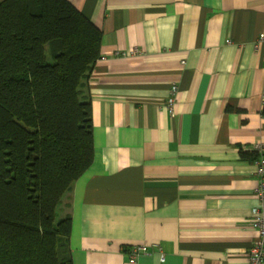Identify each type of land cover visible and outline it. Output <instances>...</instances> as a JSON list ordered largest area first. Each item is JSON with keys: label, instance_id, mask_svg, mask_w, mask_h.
I'll return each mask as SVG.
<instances>
[{"label": "crops", "instance_id": "obj_1", "mask_svg": "<svg viewBox=\"0 0 264 264\" xmlns=\"http://www.w3.org/2000/svg\"><path fill=\"white\" fill-rule=\"evenodd\" d=\"M69 1L103 33L83 88L94 161L59 208L74 264H131L135 245V264H249L264 0Z\"/></svg>", "mask_w": 264, "mask_h": 264}, {"label": "trees", "instance_id": "obj_2", "mask_svg": "<svg viewBox=\"0 0 264 264\" xmlns=\"http://www.w3.org/2000/svg\"><path fill=\"white\" fill-rule=\"evenodd\" d=\"M102 38L69 0L0 3V264H74L59 208L94 161Z\"/></svg>", "mask_w": 264, "mask_h": 264}, {"label": "built area", "instance_id": "obj_3", "mask_svg": "<svg viewBox=\"0 0 264 264\" xmlns=\"http://www.w3.org/2000/svg\"><path fill=\"white\" fill-rule=\"evenodd\" d=\"M260 42H264V30L259 37ZM177 86L173 85L171 89V95L167 99L166 106L169 111L173 112V107L176 101ZM251 149L258 152L259 158L256 160L257 175L259 177V185L256 189V194L259 199L258 205L252 209L251 223L258 231V238L254 241L253 247L249 256V264H263L264 263V144L256 143ZM161 253V260H165V253L162 248L159 247ZM129 263L135 264L140 256L150 253L149 246L147 245H135L129 249Z\"/></svg>", "mask_w": 264, "mask_h": 264}]
</instances>
